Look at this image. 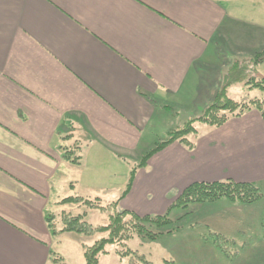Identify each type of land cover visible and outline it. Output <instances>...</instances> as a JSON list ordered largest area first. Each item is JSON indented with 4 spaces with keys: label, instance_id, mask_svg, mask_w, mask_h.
Instances as JSON below:
<instances>
[{
    "label": "crops",
    "instance_id": "obj_1",
    "mask_svg": "<svg viewBox=\"0 0 264 264\" xmlns=\"http://www.w3.org/2000/svg\"><path fill=\"white\" fill-rule=\"evenodd\" d=\"M241 59L264 79V0H0V264H50L63 164L85 198L128 210H165L195 183L264 182L256 110L200 137L198 124L193 149L171 142L140 167Z\"/></svg>",
    "mask_w": 264,
    "mask_h": 264
},
{
    "label": "rangeland",
    "instance_id": "obj_2",
    "mask_svg": "<svg viewBox=\"0 0 264 264\" xmlns=\"http://www.w3.org/2000/svg\"><path fill=\"white\" fill-rule=\"evenodd\" d=\"M252 70V64L248 60H235L230 68H227L226 75L222 77L223 83L199 117L185 121V115H173L169 138L162 141L167 142L172 137L178 141L184 140L178 131H193L198 124L199 137L204 134L206 128L217 127L208 122L197 123L196 120L219 99L222 92L236 103H262L264 85L261 84V78H255ZM231 81L235 83L229 85ZM195 137L193 133L186 136L191 141ZM65 155L71 157L69 153ZM68 167L62 165L61 172L65 177L61 178L49 206V212L55 214L52 217L55 219V235L52 236L53 255L50 264H88V259L93 262L95 255L98 264H264V182L257 183L262 199L253 205L222 200L210 204H193L187 211H174L170 216L173 232L168 235L171 227L160 228L157 224L144 220L165 216L179 196L172 197L174 202L170 205L167 202L169 206L165 210L158 204H142L143 208H139L140 210H128L119 206L117 208L113 203L102 199L98 202L95 197H92L91 201L85 198L86 201L82 199L86 197V192L82 189L85 182L76 186L79 170ZM68 197H75L74 200L78 201L63 202ZM77 197L79 199H76ZM187 213L189 215H186ZM134 217H138L141 222ZM74 218L82 220L76 229L82 230L83 233L66 230V222ZM120 225H123V230L118 229ZM135 227L153 234L155 241L139 237ZM101 246L103 250L97 255L95 251Z\"/></svg>",
    "mask_w": 264,
    "mask_h": 264
},
{
    "label": "trees",
    "instance_id": "obj_3",
    "mask_svg": "<svg viewBox=\"0 0 264 264\" xmlns=\"http://www.w3.org/2000/svg\"><path fill=\"white\" fill-rule=\"evenodd\" d=\"M252 68L255 73V78L258 76L256 75V70L254 66L252 65ZM262 79V78H261ZM262 85H264V79L261 80ZM234 81L229 82L230 84H234ZM264 101L262 103L257 102V101H251L250 103H236L232 100H230L226 95L225 92H222L219 99L211 106L209 107L205 112L204 115H202L200 118H198L196 121L197 123L202 122V123H209L212 126H217L220 127L224 125L230 117H241L245 115L248 112H251L252 110H256L259 113H261L262 117L264 118ZM219 113H222L220 116ZM218 114V115H217ZM195 121V122H196ZM189 133H193L197 135V128L193 129V131L190 132H185V129L179 130L178 134L181 137H184V140H181L180 142L187 146L190 149H193L194 145L193 143L190 142L189 139L186 138V136ZM178 141L176 138H171L169 142L167 141L161 146H158L155 150L150 152L144 159L143 163L140 165V167H144L147 163V161L157 152H159L161 149H163L165 146H167L171 142ZM67 150V149H66ZM76 148L72 150H67V153L71 154L70 156H67L65 154V158L72 162V164L78 166L80 165V158L77 157L74 153H76ZM74 152V153H73ZM134 181V173L131 176L130 179V184L129 188L124 193L123 198L127 195L128 191L130 190V185ZM75 197H70L65 199L63 202L66 203H75L77 201L74 200ZM76 199H79L78 197ZM83 200H86L85 197H82ZM81 199V200H82ZM262 199V194H261V189L258 187V185L254 183H239L235 182L233 180H228V181H219V182H201V183H195L187 187L182 194L179 196V198L173 203L172 207L168 210L167 214L163 217H155V218H147L144 220L147 223H154L157 224L158 227L163 228H170L171 225L173 224L172 220L170 219L171 214L176 211V210H184L187 211L189 209L190 205L197 204V205H202V204H210V203H215L219 202L222 200H229L232 202H239L244 205H253L256 204L259 200ZM87 200L91 201L89 198ZM86 200V201H87ZM98 202H100V199H96ZM112 204V203H111ZM115 207L118 208L119 202H114L113 203ZM130 216H133L131 213H127ZM186 215H189L187 213ZM53 216H48L47 217V223L49 230L51 232V235L54 236L55 232L53 230V222L54 218ZM138 222H141V220L138 217H134V219ZM73 220V221H72ZM69 219L66 222V227L67 231L69 232H77V233H83L82 230L78 231L76 229V226L81 224V219L80 218H74V219ZM126 226V225H125ZM118 229L123 230V225H120ZM93 231V229H91ZM119 230V232H120ZM138 230V235L139 237H145L147 239H150L151 241H155L156 237L147 231H144L142 228H137L135 227V231ZM178 230V229H177ZM66 231V232H67ZM173 229L171 227V231L168 233V235H172ZM149 234V235H148ZM103 246L99 247L96 249L95 253L97 255L103 250ZM95 258L93 262H90L88 259V264H98V260L96 259L97 256L95 255Z\"/></svg>",
    "mask_w": 264,
    "mask_h": 264
}]
</instances>
